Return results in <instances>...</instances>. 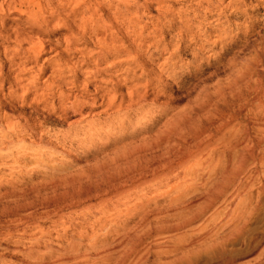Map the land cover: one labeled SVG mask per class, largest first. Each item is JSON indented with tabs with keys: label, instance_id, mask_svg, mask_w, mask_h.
<instances>
[{
	"label": "rangeland",
	"instance_id": "rangeland-1",
	"mask_svg": "<svg viewBox=\"0 0 264 264\" xmlns=\"http://www.w3.org/2000/svg\"><path fill=\"white\" fill-rule=\"evenodd\" d=\"M97 1L5 17L0 264H264V0Z\"/></svg>",
	"mask_w": 264,
	"mask_h": 264
},
{
	"label": "bare ground",
	"instance_id": "bare-ground-1",
	"mask_svg": "<svg viewBox=\"0 0 264 264\" xmlns=\"http://www.w3.org/2000/svg\"><path fill=\"white\" fill-rule=\"evenodd\" d=\"M53 1L54 0H15L7 8H5L4 5L1 4V6H0V20L2 22L1 25L4 28L2 27L0 30V37L2 38V39H0V42L3 43L5 41H10V40L13 41L14 40V42L16 44V49L12 50L13 52L10 54L9 48H3V47L1 48V45H0V99H1V97H4V92H5L4 89H5L8 81H9L8 74L5 73L4 71H2L5 63L8 62L10 65H12V68L9 70L8 73H10L11 71L13 72V68L16 66L20 67L26 63H29V64H30V62L34 63L35 60L38 59V57L40 56V54L42 53V50H43V42H36V41H30L29 40V46H28V48H25L24 42L27 39L22 38V36L18 33L11 34L9 32V30L5 29L6 26H4V24H5L4 21H6L5 17L8 15L9 12H12V11H13L12 13L16 12L21 17L27 16L28 17L27 24L29 25L30 30L32 32V31H35L36 28L39 29L41 27V25L46 22L47 15L49 16L50 14H52L53 16L56 15V16L60 17L61 16L60 15L61 9L65 8L68 5L69 8L71 9L69 12L71 16L74 17L78 14H79L78 16H81L80 22L78 24L79 25V31H83V32H85L86 30L90 31V28H92V32H94L93 30H95V29H94L93 24L96 25V23H97L95 17L98 15L99 11L104 8L103 5H101L97 0H59L58 2H60V4L58 3V5H55L56 3L53 4L54 3ZM52 5H54V7ZM59 5H60V8H59ZM49 11H50V14H49ZM88 12H90L89 18L86 17ZM67 16L69 17V15H67ZM70 24H73V23H70ZM96 28L98 29V27H96ZM117 28H118V26H117ZM38 31L40 32V30H38ZM83 35H84V33H83ZM41 36H42V34H41ZM17 61H20V62L23 61V62L17 63ZM15 80H17V79H15ZM8 96L14 98L15 92L10 93ZM5 97H7V96H5ZM136 100H137V102L135 104H137V107H144L148 104V99H147L146 95L139 96V98H137ZM132 101H133V99H132ZM4 108H5V104L3 101L0 100V112ZM230 124H231L230 122L229 123H223L222 126H223V128H228L230 126ZM13 127H15V126L13 124H10L8 128L11 131ZM3 133H4V131L2 129H0V135H2ZM17 144L18 143L14 142L13 144H11V146L12 147L17 146ZM4 152H7V151H4ZM0 155H2L1 152H0ZM68 253L72 254V252H70V251H68L67 254ZM65 260H67V259H61L60 261H65Z\"/></svg>",
	"mask_w": 264,
	"mask_h": 264
}]
</instances>
